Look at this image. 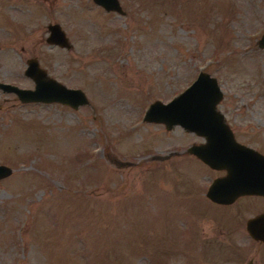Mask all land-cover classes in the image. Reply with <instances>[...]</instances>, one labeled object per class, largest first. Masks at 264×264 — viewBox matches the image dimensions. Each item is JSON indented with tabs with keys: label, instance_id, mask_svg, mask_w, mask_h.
<instances>
[{
	"label": "rangeland",
	"instance_id": "rangeland-1",
	"mask_svg": "<svg viewBox=\"0 0 264 264\" xmlns=\"http://www.w3.org/2000/svg\"><path fill=\"white\" fill-rule=\"evenodd\" d=\"M0 0V81L32 88L34 58L87 103L22 102L0 89V264H264L245 221L264 197L206 196L223 172L201 141L143 119L200 70L217 109L264 153V0ZM58 23L71 44L45 41Z\"/></svg>",
	"mask_w": 264,
	"mask_h": 264
},
{
	"label": "water",
	"instance_id": "water-1",
	"mask_svg": "<svg viewBox=\"0 0 264 264\" xmlns=\"http://www.w3.org/2000/svg\"><path fill=\"white\" fill-rule=\"evenodd\" d=\"M94 1L107 11L123 12L118 0ZM47 29V43L64 48L71 46L58 23H48ZM258 46L264 47V33ZM24 74L33 79L32 88L1 81L0 88L14 92L22 102H59L73 108L87 103L86 95L80 88L66 86L48 76L34 58L27 60ZM221 97L216 78L200 70L191 83L170 100L150 102L143 119L163 122L166 129L178 124L187 131L202 135L205 142L191 144L187 150L211 168L225 171L212 179L206 196L215 203L229 204L241 195H264V154L234 138L231 129L224 123V115L217 109ZM10 172V167L0 164V178ZM245 228L250 237L264 242V211L249 217ZM239 264L254 263L250 259Z\"/></svg>",
	"mask_w": 264,
	"mask_h": 264
},
{
	"label": "flooded vegetation",
	"instance_id": "flooded-vegetation-1",
	"mask_svg": "<svg viewBox=\"0 0 264 264\" xmlns=\"http://www.w3.org/2000/svg\"><path fill=\"white\" fill-rule=\"evenodd\" d=\"M1 89V88H0ZM224 123L228 126V128H230L231 129V131H232V133H233V135H234V138L238 141V142H240V143H242V144H245V145H248V146H250V147H252V148H254V149H256V150H258L260 153H262V154H264L263 152H261V150H259V148H257V147H255V146H253V145H250V144H248V143H246V142H244L243 140H241L240 138H238L237 137V135H236V127H237V125H236V123H240V122H231V121H228V120H225L224 119ZM197 134V133H196ZM197 135H199L200 137L199 138H201V141H199L198 143H194V144H201V143H203V142H205V139H204V137L202 136V135H200V134H197ZM199 159V158H198ZM200 160V159H199ZM201 161V160H200ZM203 162V161H202ZM204 163V162H203ZM205 165H207L206 163H204ZM208 166V165H207ZM210 169H213V170H218V171H222L223 173L221 174V175H223L224 173H225V171L224 170H219V169H214V168H211L210 166H208ZM252 195H255V194H252ZM241 196H243V195H241ZM258 196H262V197H264V195H258ZM238 197H240V196H238ZM237 197V198H238ZM262 211H264V210H262ZM261 211V212H262ZM260 213V212H259ZM258 214V213H257ZM249 218V217H248ZM247 218V219H248ZM246 219V220H247ZM246 222V221H245ZM252 238V237H251ZM253 239V238H252ZM253 240H255V241H258V242H260V243H262V244H264V242H262V241H260V240H256V239H253Z\"/></svg>",
	"mask_w": 264,
	"mask_h": 264
}]
</instances>
